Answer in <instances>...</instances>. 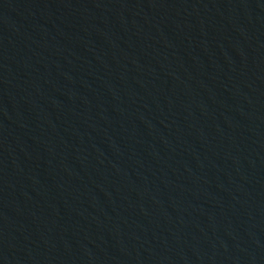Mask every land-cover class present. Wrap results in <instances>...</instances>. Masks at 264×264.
Wrapping results in <instances>:
<instances>
[{
	"label": "water",
	"instance_id": "1",
	"mask_svg": "<svg viewBox=\"0 0 264 264\" xmlns=\"http://www.w3.org/2000/svg\"><path fill=\"white\" fill-rule=\"evenodd\" d=\"M0 264H264V0H0Z\"/></svg>",
	"mask_w": 264,
	"mask_h": 264
}]
</instances>
